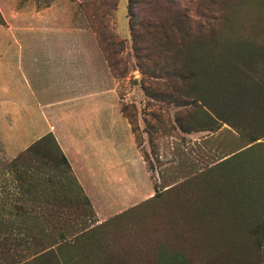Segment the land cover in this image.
Returning a JSON list of instances; mask_svg holds the SVG:
<instances>
[{
    "label": "trees",
    "instance_id": "16d2710c",
    "mask_svg": "<svg viewBox=\"0 0 264 264\" xmlns=\"http://www.w3.org/2000/svg\"><path fill=\"white\" fill-rule=\"evenodd\" d=\"M225 4L208 0L194 20L175 0H127L138 70L155 80H142L145 96L178 108L174 123L180 132H215L226 125L238 143L229 158L194 170L146 201L188 188V199L169 208L199 224L213 221L210 240L216 246L200 250L199 264H264V153H251L264 148V33L233 24ZM0 25H5L1 13ZM259 32L263 36L256 37ZM117 46L116 54L123 53V41ZM4 170L12 173L19 197L0 203V264H70L73 250L95 230H45L61 212L91 208L52 134ZM33 194L45 201H24Z\"/></svg>",
    "mask_w": 264,
    "mask_h": 264
},
{
    "label": "crops",
    "instance_id": "0c3cea01",
    "mask_svg": "<svg viewBox=\"0 0 264 264\" xmlns=\"http://www.w3.org/2000/svg\"><path fill=\"white\" fill-rule=\"evenodd\" d=\"M19 1L0 0L6 29L25 28L34 35H12L13 43L23 41L27 51L0 55V156L7 161L0 170L35 141L52 134L93 210L92 230H102L122 216V204L142 201V196L137 197L143 183L142 154L127 117L113 101L111 73L96 38L79 34L77 15L63 20L57 3L38 7L31 0ZM93 91L102 94L101 101L93 100ZM80 98L83 102L74 105ZM138 127L142 128L141 122ZM219 155L223 161L233 154ZM116 167H122V189H127L122 196L104 192L109 172ZM3 188L0 203H12L14 194L6 188L3 196ZM23 198L33 204L45 201L39 194ZM1 214L9 218V213ZM70 264H122V246L79 244Z\"/></svg>",
    "mask_w": 264,
    "mask_h": 264
},
{
    "label": "rangeland",
    "instance_id": "374dc122",
    "mask_svg": "<svg viewBox=\"0 0 264 264\" xmlns=\"http://www.w3.org/2000/svg\"><path fill=\"white\" fill-rule=\"evenodd\" d=\"M175 2L176 7L187 9L192 19L200 20L197 9L199 6L206 8L208 0ZM52 3H57L61 7L63 20L72 19L71 17L74 19L77 15L80 35L96 38L111 73L113 101L119 103L121 112L131 122L132 132L143 157L141 168L143 183L141 192H137V197L142 196L140 205L110 220L104 229L95 230L93 233L95 235L83 242L122 246V264H199L202 260L200 250L216 246V242L210 240L214 237L211 235L214 230L213 221L206 219L203 224H199L189 217L174 213V210L169 208L171 205L184 203L189 197L190 190L185 188L176 196L172 193L165 195L163 193L154 201L146 200L152 197L155 191H164L173 186V183H179L184 177L193 174L194 170L218 161L222 158L220 153L225 155L235 150L238 145L236 135L226 127H221L215 132L182 133L174 123V113L178 108L145 96L141 88L142 80L154 79L142 76L138 70L128 27L127 0H31V4L38 7L49 6ZM225 6H228L233 24L252 29V33L260 27L264 33V0H245L243 3L240 0H227ZM56 26L61 25L57 23ZM12 35L17 38L34 36L31 32H26L25 28L8 31L6 24L1 25L0 55L27 51L23 41L13 43L10 39ZM255 36L263 35L259 32ZM122 41L124 52L116 54L117 44ZM111 60L113 65L110 67L108 61ZM93 92L96 93L93 100L96 103L101 101L102 94L97 96L98 91ZM76 102H83L82 98L75 101L74 105ZM111 117H114L113 114ZM138 122H141L142 128L138 127ZM2 147L0 141V153ZM259 151L263 154L264 148L258 150L254 148L251 153ZM6 162L4 157L0 156V167ZM109 175L110 179L105 181V194L122 196L127 190L122 189V167L112 168ZM114 176L120 179L113 178ZM108 184L110 186H107ZM0 186H4L3 194L7 188L14 194L13 199L19 197L12 173L6 172L4 168L0 170ZM134 206L122 204V212ZM72 208L68 215L62 216L61 212L54 224L45 229L53 234L73 230L77 233L84 228L90 231L96 226V218L91 208L88 209L85 205ZM68 240L71 242L72 238Z\"/></svg>",
    "mask_w": 264,
    "mask_h": 264
}]
</instances>
